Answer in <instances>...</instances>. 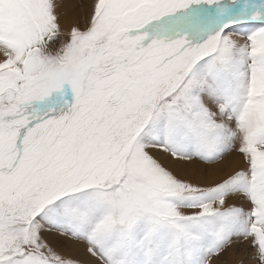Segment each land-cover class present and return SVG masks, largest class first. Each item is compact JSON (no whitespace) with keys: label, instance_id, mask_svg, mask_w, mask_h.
Segmentation results:
<instances>
[{"label":"snow or ice","instance_id":"obj_1","mask_svg":"<svg viewBox=\"0 0 264 264\" xmlns=\"http://www.w3.org/2000/svg\"><path fill=\"white\" fill-rule=\"evenodd\" d=\"M229 257L264 264V0H0V264Z\"/></svg>","mask_w":264,"mask_h":264},{"label":"rangeland","instance_id":"obj_2","mask_svg":"<svg viewBox=\"0 0 264 264\" xmlns=\"http://www.w3.org/2000/svg\"><path fill=\"white\" fill-rule=\"evenodd\" d=\"M210 179H211V178H210ZM233 259H236V258L229 257L230 264H231V261H232Z\"/></svg>","mask_w":264,"mask_h":264}]
</instances>
